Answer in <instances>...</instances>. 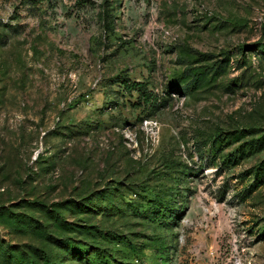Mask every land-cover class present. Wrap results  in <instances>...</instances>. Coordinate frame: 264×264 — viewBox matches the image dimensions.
I'll use <instances>...</instances> for the list:
<instances>
[{
    "label": "rangeland",
    "instance_id": "374dc122",
    "mask_svg": "<svg viewBox=\"0 0 264 264\" xmlns=\"http://www.w3.org/2000/svg\"><path fill=\"white\" fill-rule=\"evenodd\" d=\"M44 256L264 264V0H0V264Z\"/></svg>",
    "mask_w": 264,
    "mask_h": 264
},
{
    "label": "trees",
    "instance_id": "16d2710c",
    "mask_svg": "<svg viewBox=\"0 0 264 264\" xmlns=\"http://www.w3.org/2000/svg\"><path fill=\"white\" fill-rule=\"evenodd\" d=\"M30 1H32V3L34 4V5H36L38 2H40V1H42V0H30ZM136 85V87H138L139 88V90H141V88L142 87H144V84L143 83H137V84H135ZM147 204V207L145 206ZM146 204H142L143 206V208H144V212L145 213H151V210H152V207H148V205L150 204L149 202L148 203H146ZM168 209V211H171V208L170 207H168L167 208ZM155 213V212H154ZM45 258H46V260H47V264H50V261H49V257L48 256H44Z\"/></svg>",
    "mask_w": 264,
    "mask_h": 264
}]
</instances>
